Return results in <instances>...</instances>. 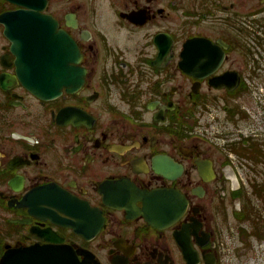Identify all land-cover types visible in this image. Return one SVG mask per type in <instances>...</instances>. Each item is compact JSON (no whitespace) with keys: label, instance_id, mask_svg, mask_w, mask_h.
I'll return each mask as SVG.
<instances>
[{"label":"flooded vegetation","instance_id":"1","mask_svg":"<svg viewBox=\"0 0 264 264\" xmlns=\"http://www.w3.org/2000/svg\"><path fill=\"white\" fill-rule=\"evenodd\" d=\"M32 8L53 22L49 44L14 50L0 21V264L23 250L34 264L48 251L67 264H226L231 226L264 228L260 213L229 212L241 201L231 158L258 167L264 143L244 158L205 116L247 119L243 96L264 85L251 39L264 0H0V16ZM20 67L83 82L44 100ZM228 74L234 90L219 87Z\"/></svg>","mask_w":264,"mask_h":264},{"label":"rangeland","instance_id":"2","mask_svg":"<svg viewBox=\"0 0 264 264\" xmlns=\"http://www.w3.org/2000/svg\"><path fill=\"white\" fill-rule=\"evenodd\" d=\"M262 22H264V19L257 20V23L253 24L251 39L253 40L254 49L264 56V28L261 27L264 26V23ZM260 38L262 41H260ZM263 70L261 69L259 72L262 81H264ZM261 85L259 89H252L250 94L243 96L241 105L245 107L243 110L248 116L245 121L236 118V123L230 122L221 108H212L205 116V120L211 124V130L216 135H220V133L229 134L230 136L226 139L235 145H239L241 135L252 137L257 145H260L262 140L264 143V85L262 87ZM220 141L222 145L228 144L227 141L223 142L222 139ZM231 159L234 161V165L239 166L238 176H233L236 182H232L233 185L230 182V186H233V190L239 189L245 196L244 202L240 200H237L236 203L232 202L229 212L241 208L242 211H245V208L249 209L250 207L254 210V213H260V216L264 219V201L254 195V185H260V191L261 187L264 186V164L254 167L247 164L245 160L244 163L247 165L244 164L245 166L242 167L239 164V158L235 154L232 155ZM247 202L248 204H246ZM250 213L252 212L250 211ZM255 222H257L256 218L253 217L251 222L247 224L231 226L232 229H229L225 236L226 243L229 246L226 264H264V233L259 235L258 231H255ZM240 228L246 230V237H242L243 233L240 232Z\"/></svg>","mask_w":264,"mask_h":264},{"label":"water","instance_id":"3","mask_svg":"<svg viewBox=\"0 0 264 264\" xmlns=\"http://www.w3.org/2000/svg\"><path fill=\"white\" fill-rule=\"evenodd\" d=\"M11 2H18V1H27V0H9ZM34 8L27 11H17L12 13H6L0 16V21L5 25V34L6 36L13 41V49L22 51L24 48V43L28 41H37L39 44L43 45L45 42H48V39L53 40L54 38L50 36L51 32L48 28L53 25V22L48 18L49 22L39 23V19H35L38 15L34 14ZM37 30H32V27H38ZM41 26H46L47 30H41ZM45 35V36H44ZM56 42L59 44L61 43L62 50H66L67 48L76 49L74 42L65 34L61 32L56 37ZM19 45V47H17ZM18 48V49H17ZM43 49V47L41 48ZM188 54V53H187ZM21 80L23 83L32 91L36 96L41 99L49 100L57 96L64 87L70 89H77L82 84V75L77 74L76 72L70 71L65 68L61 69H50L45 70L42 67L38 69H34L31 71H26L24 69L19 68L18 72ZM77 75V78L75 79ZM230 75H225L221 81L219 82L220 88H228L229 90H233L238 85L239 79L234 82L233 85L230 86L231 82L229 80ZM166 197V194H163ZM174 199V195H173ZM158 208L161 209H184L186 207V202L174 200L171 202L170 200H161L158 202ZM179 213H174L173 217ZM165 218L169 219L170 214H163ZM167 215V216H166ZM155 222L160 220L159 217L154 218ZM32 253V251H30ZM42 252V251H41ZM49 252V251H48ZM45 252L46 255H42L43 263L41 264H67L65 261V256H53L48 255L49 253ZM7 255L4 256L1 264H6ZM26 259L30 262V264H34L32 258H29L26 254V251H20L17 255H14V264H23V260ZM40 264V263H39Z\"/></svg>","mask_w":264,"mask_h":264},{"label":"trees","instance_id":"4","mask_svg":"<svg viewBox=\"0 0 264 264\" xmlns=\"http://www.w3.org/2000/svg\"><path fill=\"white\" fill-rule=\"evenodd\" d=\"M256 144L253 142V145L251 147H234L233 150H238L240 154L244 157H249V158H256L258 156V150L257 147L255 146ZM260 185H254V192L256 191V194L258 197L264 201V186H262L261 191L259 190ZM260 191V193H259ZM246 209V208H245ZM247 210V209H246ZM251 212L254 213V210L251 209ZM256 230L258 231V234H262V226L256 224Z\"/></svg>","mask_w":264,"mask_h":264}]
</instances>
